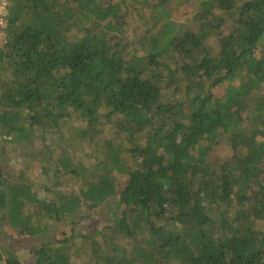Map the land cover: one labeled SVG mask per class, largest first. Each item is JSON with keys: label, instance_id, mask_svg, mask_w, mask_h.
<instances>
[{"label": "trees", "instance_id": "1", "mask_svg": "<svg viewBox=\"0 0 264 264\" xmlns=\"http://www.w3.org/2000/svg\"><path fill=\"white\" fill-rule=\"evenodd\" d=\"M182 1L10 0L0 40L4 264H24L11 249L24 237L36 264H73L74 228H93L97 215L110 234L80 241L82 264H264V0H199V27L159 25ZM149 9L147 29L126 38V13L145 20ZM210 17L232 22L215 48L205 45ZM76 139L91 147L90 167L63 148ZM16 142L29 150L17 166ZM49 175L84 178L86 189L47 199L34 183ZM73 213L69 235L61 224Z\"/></svg>", "mask_w": 264, "mask_h": 264}, {"label": "rangeland", "instance_id": "2", "mask_svg": "<svg viewBox=\"0 0 264 264\" xmlns=\"http://www.w3.org/2000/svg\"><path fill=\"white\" fill-rule=\"evenodd\" d=\"M97 2H101L104 3L107 0H94ZM113 2H117V0H112ZM204 1V0H202ZM212 5V3L210 4ZM202 4H200L199 0H184L182 1V3L177 2L173 5H171L170 7L167 8V10H170V15L166 14V13H162L161 17L162 20L160 21L159 25H163L166 24L170 18H176L177 22H183L184 26L186 27H199L201 24V21L199 19V11L202 9ZM212 14H217L218 16H220V11H217V9H211ZM152 12H157V9H153V10H144V15H145V20L143 19H139L138 16L136 14H134V12H128L127 14V20L125 21V25H123V29L126 35V38H129L130 40H134L136 39V37L138 35L141 34V30H143V28H145L147 26V16L150 15V13ZM213 16V15H212ZM225 17V16H224ZM223 17V18H224ZM139 19V20H138ZM226 21L223 23H218L217 20H214V18L208 20V26L210 27V29L213 31V37L206 39L205 40V45L207 47L210 48H215L217 46L216 40H217V36L214 34H219V33H224L226 29H228L229 27L232 26V22L228 19V17L225 18ZM143 27V28H142ZM142 28V29H140ZM147 29V28H145ZM217 49V48H216ZM108 130H105V133L108 135V132H106ZM36 136L38 137L37 139V144L36 146H41L42 144V140L39 139L40 138V134L38 132H36ZM225 137L221 138V141H224ZM48 143V140L46 141ZM67 144L63 146V148L65 149V147L67 148V153L69 155V157H71L73 159V161L76 164H80L84 167H90L91 164H93V159L92 157L89 156L88 153H90L91 147H89L88 149H86V145L84 143H82L79 139H76L75 141L71 142V141H67ZM8 149H11V151L9 152L10 155V159H11V165H20L23 164L25 161V158L22 156L24 153L27 154V152L29 151L28 148H26V146L24 147L22 144L20 143H12L9 145ZM29 160V159H28ZM68 180V179H67ZM80 182H77L76 184H69V182H65L62 180L57 181L56 179H53V177L51 175L46 176V177H41L39 180H36L34 183V188L36 190H39L41 194H44L45 198L47 199H52L53 196L57 197L59 195H66V201H70L72 200V195L76 196V197H81V193L80 190H85V185L84 182L87 181L84 178H80ZM57 182V184H56ZM82 184L81 186H79V184ZM43 186H48L51 189H49V191L47 192L46 190H42ZM33 188V189H34ZM19 191V190H18ZM43 192V193H42ZM23 194V192H22ZM19 194V196L17 198L21 199L22 196H25V194ZM14 198L16 196V194H13ZM59 199V198H58ZM80 203V204H84ZM76 213V212H75ZM68 215L70 217H68V221L64 222V224H61L62 227L64 226V230H62V232H67V234L72 235V231L70 232L69 228H70V221L73 219V221L77 222L79 221L77 215H75L76 217H74V214ZM83 214H86L87 211L82 212ZM119 214L118 215H114V217H107L104 218L105 220H108L110 218V220L112 219L115 220L116 218H119ZM66 217V218H67ZM99 215H97L96 220H91L92 224H93V228L92 227H88V225H86L84 222L83 224H80L79 226L77 225L76 228H74V233L76 237V243L74 245H70V251L68 252L69 256H70V261L73 264H82L83 262H85V260H88V256L87 253L84 252L82 250L83 245L81 244L80 241H89L90 239L93 240V238L96 241H100L101 244L105 243L104 237L105 235L107 236L108 234H110L107 228H105L104 231H102L100 233V231L102 230V224L99 222L98 220ZM86 222H90L87 221ZM107 222V221H106ZM109 222V220H108ZM45 223V222H42ZM99 223V224H98ZM60 223H54L53 225H50V228L53 230L56 225ZM105 224V222L103 223V225ZM65 225L68 226V228L65 227ZM112 228V226H111ZM3 230L5 232V234H9L10 236L14 233L13 230H10L6 227H3ZM50 230V229H48ZM70 232V233H69ZM106 232V233H104ZM44 233V232H43ZM61 235V232L58 234V237ZM98 235V236H97ZM116 235L117 234V230H116ZM74 236V234H73ZM91 236H95V237H91ZM109 236V235H108ZM123 236V235H120ZM61 238L62 235L60 236ZM8 236H0V240L1 239H7ZM50 239L55 240L56 239V235L51 234ZM71 240H73L72 238H70ZM75 240V239H74ZM131 240L126 238V240L124 239L123 242H125L126 244H124L125 246L127 245V242H130ZM75 242V241H74ZM132 243L130 245H133V241H131ZM11 243H12V251L13 253H15V255L20 258L22 260V262L24 264H36V258L34 255V249L33 247H25L24 244L28 243L29 246H31L33 244V240L31 239V237H24L23 239L21 238H14V240L11 239ZM34 246V245H33ZM73 247L75 249H79L80 253H76L75 250L73 249ZM91 247V246H89ZM90 253V252H89ZM0 264H4V258L3 256L0 257Z\"/></svg>", "mask_w": 264, "mask_h": 264}, {"label": "built area", "instance_id": "3", "mask_svg": "<svg viewBox=\"0 0 264 264\" xmlns=\"http://www.w3.org/2000/svg\"><path fill=\"white\" fill-rule=\"evenodd\" d=\"M10 9V0H0V40L5 35Z\"/></svg>", "mask_w": 264, "mask_h": 264}]
</instances>
